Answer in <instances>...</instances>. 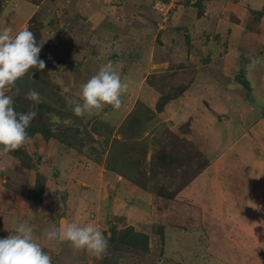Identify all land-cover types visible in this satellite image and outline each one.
Returning a JSON list of instances; mask_svg holds the SVG:
<instances>
[{"label": "rangeland", "instance_id": "1", "mask_svg": "<svg viewBox=\"0 0 264 264\" xmlns=\"http://www.w3.org/2000/svg\"><path fill=\"white\" fill-rule=\"evenodd\" d=\"M27 1L35 5L34 15L32 5L15 6V1L0 0V28L10 26L15 33L27 27L38 43L44 41L39 58L46 62V68H32L18 79L17 96L27 100L29 90L37 91L41 102L24 105L38 114L32 122L44 128L42 109L48 107L45 118L57 135L77 132L74 136L81 142L70 147L73 153L77 151V163L72 167L73 161L65 158L63 150L43 151V158L54 164L53 172L58 176L36 157L38 146L46 144L39 133L21 147L26 163L14 152L0 154V198L4 196L0 200V238L7 237V229L19 220L29 223L34 238L45 245V228L57 226L55 217L68 207L72 216L67 223L92 224L107 234L111 224L118 230L132 226L147 234L148 248L141 251L113 243L104 258L96 260L84 250L51 242V250L45 251L52 264H264V29L242 28L246 31L242 50L236 49L231 39L227 53L229 60L238 62L234 76L237 91L236 83L228 81L229 71L218 80L220 84L209 89L208 80L194 81L193 72L207 70L202 67L206 65L202 58L208 53L195 49L194 41L201 43L198 37L205 35L204 28L211 29V21L202 27L196 21L189 22L183 25L184 32L182 26L176 29L186 17L173 14L176 0ZM84 1L94 6H82ZM22 2L17 0V5ZM174 37L193 42L191 51L178 49L173 55L177 48L171 42ZM249 49L254 51L250 60L245 56ZM109 61L128 83L121 106L105 105L91 116L74 115L72 102H82L81 85ZM177 71L184 73L179 76ZM148 72L157 74L147 78ZM139 82L140 87H135ZM227 82L233 89L224 86ZM143 84L149 85L150 95L157 101L154 109L143 100L137 101ZM180 96L187 109L204 113L206 118L199 121V115L187 116L177 130H165L157 116L166 102ZM187 97L189 102L184 101ZM144 129L149 134L143 135ZM71 139L68 137V142ZM163 153L166 157L161 159ZM99 169L122 178L116 183L102 182L99 197L105 196L103 202L110 205L108 216L89 207L98 199ZM46 172L50 177L42 182L46 194L41 198L52 217L37 229L28 217H41L47 210L30 198L32 206L28 208L29 201L22 193H26V185L34 188L36 179L42 181ZM73 175L81 183L69 181ZM192 184H197L196 192L186 188ZM125 187L128 189L123 191ZM51 193L62 197L56 206L47 198ZM13 196L14 201H23L21 210L5 205ZM91 212L101 219L92 218Z\"/></svg>", "mask_w": 264, "mask_h": 264}, {"label": "clouds", "instance_id": "2", "mask_svg": "<svg viewBox=\"0 0 264 264\" xmlns=\"http://www.w3.org/2000/svg\"><path fill=\"white\" fill-rule=\"evenodd\" d=\"M43 43H38L27 27L15 33L10 26L0 28V154L15 152L30 139L27 129L37 113L16 111L14 96L19 95L20 90L15 85L30 69L46 68V62L39 58ZM127 89L128 83L122 81L120 71L109 61L81 85L82 102L73 101L72 111L83 117L94 115L105 105L118 109ZM25 98L34 104L41 102L40 94L35 90H29ZM7 230L10 234L0 238V264H52L51 256L34 238L33 228L28 223L16 220ZM42 235L44 240L56 244L70 242L75 249L86 251L96 260H102L108 251V239L92 224L51 226Z\"/></svg>", "mask_w": 264, "mask_h": 264}, {"label": "crops", "instance_id": "3", "mask_svg": "<svg viewBox=\"0 0 264 264\" xmlns=\"http://www.w3.org/2000/svg\"><path fill=\"white\" fill-rule=\"evenodd\" d=\"M13 1H15V6L32 5L31 3L27 4V2H28L27 0H24L25 2H22L19 5H17V0H10V3L13 4L14 3ZM69 1L72 2V0H69ZM91 1H95V0H90V3H92ZM101 1L103 2L104 0H101ZM195 1L196 0H189V1L188 0H176V3L171 8V10H173V14L177 13V14L186 16L185 18H183L182 23L179 24L180 26H182V28H181L182 32H184V29H185V26H183V25H185L189 22L191 24H193L194 21H196V23H198L199 27H202L204 24L206 25V23L208 21H211L210 23L212 24L211 29L210 28L209 29L204 28L202 30L206 36L203 34L199 35L200 37H198V40L201 42L200 44L198 41H194V43L197 45V48H195V49H200L201 51L206 50L208 55L204 56L202 58V61L206 62L205 63L206 65H202V67L206 66L207 70H200V71L193 72V79H194V81L200 80L202 82L204 81V79H207L208 81L205 83H206V85L210 84L211 86L209 87V89H211L212 84L218 83L219 82L218 80L221 78V76H223L224 74H227L226 71H229L230 76L228 78V81L232 82V85H235L236 82H235L234 76L237 75V73L235 71V69L237 67H235V66L237 65L236 63H238V62H237V60H233V61L229 60L228 53H227V51L230 50V47H231V45H230L231 39L233 40V45L236 46V49L242 50L244 47V40L243 39L245 38V36H243L242 34L246 35V31L242 32V28L252 27V28H250L251 30H255L256 28H260L262 30L264 29V0H203L202 4H200L199 6L192 5V3ZM92 5L93 4H89V3H86L84 1L82 6H92ZM32 6H33V9H32L31 14L34 15V13H36L37 10H36V8L34 9V6H35L34 4ZM72 6H74V5H72ZM75 6H76V3H75ZM120 6H124V5H120ZM150 21H153V20L150 19ZM179 25H177V26H179ZM228 27L230 28V30L227 29ZM232 29H234V30L232 31ZM240 30H241V32H240ZM228 31H229V33H228ZM204 38H205V40H204L205 43H203ZM171 42H172V40H171ZM214 42H218V43L214 44ZM227 42H228V44H227ZM192 43L190 41V44H192ZM220 46L222 48H219ZM192 48H193V46H192ZM216 48L219 49L218 52H213L214 49H216ZM179 50H182V49H179ZM177 51H178V48H176V50L173 52V55H175L177 53ZM182 51H184V50H182ZM215 53H217V54L214 56ZM253 55H254V51L252 49H249L245 52V56H248L247 58L249 60L251 59V57ZM175 59H178V58L176 57ZM183 59L185 60V62H187V63L189 62V60L187 58H183ZM249 60H247L246 62H249ZM177 61L179 63V59ZM160 63H163V62H160ZM177 66L178 65L176 64V67ZM167 67H164V68L167 69ZM232 67H234V68H232ZM180 73H184V71H181ZM180 73H179V76H180ZM153 74H157V73L148 72L147 78H149ZM204 77H206V78H204ZM138 84H140V82L135 84V87L136 86L140 87V85H138ZM194 84L196 85V83H194ZM218 84H220V83H218ZM228 84H229V82H227V84H225L224 86L227 87ZM237 84L238 83H236L235 91H237ZM198 86H200V85H198ZM233 87H231V88L233 89ZM217 88H218V90H220L221 86L217 85ZM231 88L227 87V89H231ZM224 91H225V89H224ZM137 92H138L137 101L143 100L144 102H146V105H148V108L152 107L154 109V106H156L157 101H155L154 97L150 95L152 90L150 89L149 85L143 84L141 86L140 90ZM186 96H188V95H186ZM147 99H149V101ZM184 101L189 102L188 97ZM135 105H136V103L133 105V107ZM186 106H187V103H183L181 96L178 99L177 98H175V100L170 99L168 102H166L165 105L162 107V112L160 114H158V116L156 114V116L161 120L160 122H161L163 129L170 130L171 132L173 129L177 130V128L180 127V125L178 126V124H180L181 122H184L188 117H194V116L199 115L200 116L199 121H201L200 118H202V119L206 118V114L191 112L192 110L187 109ZM202 114H204V115H202ZM155 119H156L155 117L152 118L153 123L154 122L157 123V119L156 120ZM207 120L210 123L213 121L212 117L209 115H208ZM163 121L165 123H168L166 127L163 126V124H165ZM199 121L195 120L194 123H197ZM147 129H144L143 135L149 134V132L146 131ZM141 134H139V135H141ZM26 143L30 144V143H28V141ZM45 143L46 144H40L38 146L39 147V149L37 150L38 154H37V156L36 155L35 156L37 158L38 157L40 158L39 163L43 164L47 168V171L53 172L54 170H53L52 166L54 164L52 162H49L46 158H43V156H42L44 154L43 151H45L46 148H52L53 152L56 149L63 150L66 154L65 158H68L71 161H73L71 167L74 165V163L76 162L75 161V155L77 154V151H76V154L73 153L72 152L73 149L70 150L71 148H67V146L56 141L55 139H50V140L46 141ZM21 152H23L22 149H21ZM23 154L25 155V152H23ZM147 155H148V153H147ZM17 158L19 159V161L22 160L20 157H17ZM25 158H27V157H25ZM25 158L23 159V164L26 163V161H24V160H26ZM147 158H148V156H147ZM97 165H100L103 167V165L101 163H98ZM74 170L75 169H73L71 171V173H73ZM62 171L64 173L66 171V167H64ZM26 172H27V170H26ZM53 175L58 176V172H55V173L53 172ZM48 177H50V172H48V173L46 172L45 175H43L42 182L49 180ZM73 179L76 180L78 183H81L79 181V179H76L74 177V175L71 176V178H69V181H72ZM108 181L111 183H112V181H114L116 183V182L122 181V178L119 175H117V177H116V174L111 172V171L108 172L106 170L99 169L98 170V186L99 187H98V191H96V192H98L97 193L98 199L96 198V200L93 201L94 204H92V206H89L93 210L97 211L100 215L106 214L107 216H108V213L110 210L109 209L110 205L106 204V202H103L102 199H104L105 196L99 197V192H100L101 187L103 185L102 182H108ZM34 184H35V182H34ZM82 184L85 185L87 183H82ZM195 186H197V184H192V186L189 185L186 188L192 190L193 192H196ZM25 187L27 188V190H26V193H27L28 190L31 189L33 186H27L26 185ZM84 187L88 188V186H84ZM89 189H91V188H89ZM127 189L128 188L125 187V190H123V191H126ZM45 191H46V189H44V191L42 192L43 195H44ZM26 193H22V194L26 198L25 200H28V196H27L28 194H26ZM14 197H16V196H13L12 198L10 197L9 199L6 198L7 200L5 201V205L7 203H10L12 205V207L17 206L19 208V210H21L23 201L22 200L14 201L13 200ZM3 198H4V196H2L0 198V200L3 201ZM47 198H50V200H51L50 202H52L51 203L52 206H54V205L56 206L60 201H62L61 196L56 197V195L53 193H51L50 197L48 196ZM42 200H43V198H41L40 204L35 202L37 207H40V206L45 207L42 204ZM28 201L29 202L26 201V204H27V207L29 208L32 205L30 203V200H28ZM106 206H109V207H106ZM105 207L107 209L104 211ZM45 209L47 210V212H45L44 215L41 217H38V218L37 217L34 218L33 216L28 217L29 221L32 222V226L34 228L38 229L39 224L41 225L43 223L46 226L49 218L52 217V212H50L49 207L47 206V207H45ZM66 210L67 211L65 213H63V211H61L55 217L54 223L57 224V227H63L64 225H66L68 219H70V216H72L68 207L66 208ZM110 213H109V215H110ZM90 214H91L92 218H97V220L101 219L100 217H96L97 215L94 216V214L92 212ZM90 214H89V216H90ZM24 219L25 220L27 219L26 216L24 217ZM101 222H103V221H101ZM68 223H73V221L69 220ZM98 226L102 228L101 224H98ZM45 229H47V227ZM102 230H103V228H102ZM104 234H105L106 238L109 237V234H107V233H104ZM51 245H52L51 242H49V241L46 242V244L44 245V250L46 249V250L50 251L52 248ZM64 246L66 248L69 247L70 250H73L72 248H74V247L70 246V242H64ZM84 253H86V251H84ZM65 254H66V257L69 258V260H67V261H70V257L68 256L67 251H65Z\"/></svg>", "mask_w": 264, "mask_h": 264}, {"label": "trees", "instance_id": "4", "mask_svg": "<svg viewBox=\"0 0 264 264\" xmlns=\"http://www.w3.org/2000/svg\"><path fill=\"white\" fill-rule=\"evenodd\" d=\"M189 1V0H188ZM203 0H196L195 2L192 3V5H197L199 6L200 4H202ZM178 27L181 28V26H176V29H178ZM38 42V40H37ZM172 42L176 45V47L178 49H182L185 52H190L192 45L189 42V39L186 38V40H178L177 37L172 38ZM175 51V50H174ZM169 60L171 61V59L169 58ZM19 102V104H18ZM31 101L27 100H20V98L15 95L14 96V107L16 109L17 112H27V111H32V110H26L27 108L24 105H30ZM18 107V108H17ZM47 107V105H46ZM47 108L42 109V116H43V126H45L44 128L42 127H37L35 123L31 122L30 126L27 129V133L29 137H34L36 134H40L42 135V139L46 141L50 140V139H55L58 142L62 143L63 145L67 146V148H70L71 146H76L78 145L81 140L77 141V139L75 138V134H77V132L75 133H69V134H64V135H57V132H55V130H53L52 128V122L50 120H47L48 118H45V114L48 111ZM45 110V111H44ZM34 111V110H33ZM49 112V111H48ZM37 113V112H36ZM38 115V114H37ZM36 115V117H37ZM62 128L65 126H61ZM61 129V128H59ZM72 128H69V130H71ZM65 131V129H64ZM68 137H72L71 141L68 142ZM72 141H74V143H72ZM77 143V144H75ZM74 144V145H72ZM70 145V146H68ZM14 154L17 157H20L22 159L25 158V155L21 152V148L17 151L14 152ZM166 156L163 153L162 155H160L161 159H164ZM42 181L39 180V178L36 179L34 188H31V190H28L27 192V196L28 198H30L32 201L35 202H40L41 201V195L42 192L44 191V186L42 187ZM109 237L108 239V247L111 246V244L113 243H118L124 246H128L130 248H135L137 250H141V251H145L148 248V236L145 233L139 232L137 230H134V228L132 226H128L124 229L118 230L116 226L114 227H109ZM120 233V234H119ZM119 234V235H118Z\"/></svg>", "mask_w": 264, "mask_h": 264}, {"label": "water", "instance_id": "5", "mask_svg": "<svg viewBox=\"0 0 264 264\" xmlns=\"http://www.w3.org/2000/svg\"><path fill=\"white\" fill-rule=\"evenodd\" d=\"M111 226H114V224H111Z\"/></svg>", "mask_w": 264, "mask_h": 264}]
</instances>
